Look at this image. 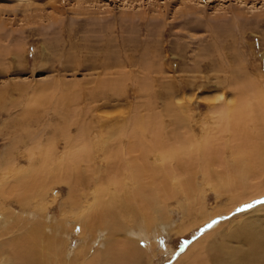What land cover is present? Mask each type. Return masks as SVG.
<instances>
[{"label":"rangeland","instance_id":"obj_1","mask_svg":"<svg viewBox=\"0 0 264 264\" xmlns=\"http://www.w3.org/2000/svg\"><path fill=\"white\" fill-rule=\"evenodd\" d=\"M263 105L264 0H0L1 186L37 171L44 151L53 155L51 167L73 147L89 146L94 178L84 170L88 180L79 190L92 193L99 176L106 177L107 157L126 145L119 129L138 118L148 126L145 142L152 145L156 136L155 145L180 149L181 143L192 157L190 198L179 192L168 199L151 228L140 218L128 225L146 253L140 264H182L177 260L195 241L194 264H264V252L256 251L264 247V192L238 204L251 188L264 191V157L261 171L255 169L261 177L247 188L215 190L217 176L249 165L234 146H264ZM241 108L245 124L235 134L228 116ZM205 144L213 150L210 159ZM158 156L150 154L148 163L160 165ZM68 189L52 185L44 201L32 196L27 205L32 214L42 213L34 216L46 235L63 229V253L71 260L85 243L95 252L108 235L97 232L91 239L78 221L90 198H80V210L65 208L63 216ZM27 193L33 195V187ZM13 197L7 203L0 198V233L9 228L0 237V264H10L3 259L11 255L7 239L27 217ZM209 243L234 249L216 259Z\"/></svg>","mask_w":264,"mask_h":264},{"label":"bare ground","instance_id":"obj_2","mask_svg":"<svg viewBox=\"0 0 264 264\" xmlns=\"http://www.w3.org/2000/svg\"><path fill=\"white\" fill-rule=\"evenodd\" d=\"M244 112L245 111L241 108L239 111L231 112L232 118L228 116V119L233 120V123L230 124V126L232 127L231 130L235 134H238L241 130V127H243L242 125L246 118ZM228 115H230V113ZM145 122L142 121L141 118L134 119V121H131V126L128 130L119 129V131L121 132L120 135L122 137H126V145H124V147H122L115 154H111L109 157L106 156L107 162L105 171L103 172L106 177H103L102 175L99 176V178L102 179L98 180V185L92 193L79 190V186L86 184L88 180L87 177H89L91 180L94 178L92 175V169L90 167V164L93 160L91 157V153L93 151L92 148H89V146H85L84 148L82 146L81 149H78L80 151L74 149L75 147H73L71 151L68 150L69 152L67 153L65 158L61 159V161L49 164L51 167H48V161L50 162L52 160L51 162H53V155L51 156L49 152L44 151L42 153V164L37 171L33 169L34 172H31L28 176L26 175V177L24 176V179L22 181L18 180V182L14 180L15 182L12 183H8V181H6V183H3L2 186L0 184V198L4 200L3 203H7V201H9L14 196L13 198L15 199H12L14 200V203L18 205L21 212L27 214L26 218H20L19 225L17 224V227L14 229V238H12L11 240L7 239V241H9L8 246L10 247L9 253L11 255H3V259L6 256V260L8 259V261H10V264L12 261L14 263L15 260V264L142 263L143 260L146 259V253L144 252V249H140V247H137L138 240L137 238H134L136 236H134L128 229L129 223L136 222L140 218L139 222L142 223L144 228L153 227L154 225H156V223L161 221L160 219L163 216L161 207L168 199L177 196L179 192H183V194L188 195L189 199L191 193L194 190L192 179L193 172L192 174H190V164L192 162V157H189V153L187 152V150L182 148L181 143L180 149L175 148L174 145L172 147L155 145L156 143L154 142L157 139L156 136L154 137L155 140L153 139L154 142L152 145H150L149 142H145L143 131H145L148 127ZM86 135V131L85 133L81 132V137L79 139H85L83 136L86 137ZM117 140L119 145H123L124 139L119 138ZM157 142L159 143V141ZM208 142L210 143L211 141L208 140ZM208 145L205 144L203 146V149L204 152H206V158L210 159L209 155L213 153V150L209 149L211 146L209 147ZM234 150L237 152L236 154L239 157L244 154L248 155L249 165L241 169L232 168L231 174L217 176L218 178H216V181L220 182V184L216 185V189H214L218 192H222L224 188H247L250 185L248 184L250 181L261 177V174L255 172V169L258 170V165L260 162L259 158L264 157V146L252 149H247L246 147H244V145L242 147L234 146ZM137 153H139L138 156H136ZM150 154L159 155L157 159L161 158L159 160L160 165H151L148 163V157ZM182 155L188 158L184 159ZM172 161L179 171L182 170V173L184 171L187 172L183 173L185 177H182L179 173L176 172V170H174V168L171 166ZM81 163L84 164V169H82ZM208 163L210 162L208 161ZM88 169H91L90 176H87L84 172V170L87 171ZM117 170L119 171V176H116V172H118ZM258 171L261 170L259 169ZM110 174L111 176L108 177L107 175ZM120 176H122V178ZM211 176L212 175H210V177ZM212 177H214V175ZM41 179H43V181ZM125 180H128L132 184L131 189L126 188L127 186L125 184ZM61 184H65L69 188L66 203L63 202V216L65 214V208L68 211H70L73 207H78L79 209L81 208L82 204V201L80 202V198H85L86 200L90 198L91 202L86 207V210L82 212L80 217H78V221L81 223L83 228H86V232L87 230H89L91 234H93L91 235L93 236V238L91 239H94V234H96L97 232L104 231L107 232L108 235V238L106 237V240L103 241V244H101V246L95 252L90 254V245L85 243L79 249L77 254H75V257L71 260H67L65 254L63 253V247L66 245L65 240L61 238V235L64 234L63 229L57 235H46L44 232L45 226L43 224V221L40 220L41 218L36 220L34 216H41L42 213L40 214V212L34 211L32 214V212H29V206L27 205V199L34 196L32 197L33 200V198L38 196L41 198V200H43L50 186ZM109 185L115 186V190L113 192H110L111 190H109ZM32 187L33 195H31L32 193H27L28 189L31 190ZM261 188L260 186H256L253 189L251 188L249 190V192L251 193L248 196L239 199L240 202L238 204H241L242 202H244V200L250 199V197L262 194V192L264 191H261ZM46 211L47 210H45L44 212ZM12 218H14V216ZM64 218L62 219L64 220ZM62 225L63 223L60 226ZM8 229L9 228H7L6 232L9 231ZM142 231L139 234L142 233V235H144L145 233ZM6 232L4 233L2 231L0 233V237L6 235ZM122 232H124V234L122 235L123 237L119 238L118 236ZM236 234L238 233L236 232ZM253 235L256 238L257 235ZM243 238L246 239L248 243L254 242L252 241L253 239H251L249 236H243ZM223 241H225V239ZM211 243H209L206 247L215 252L216 255L214 257L216 259H224L228 251L231 250L233 252L234 248H230L228 247V245H213ZM198 244H200V242L198 243L197 241H195L191 245V247H189L187 251L182 255V257H179V260L177 261H183L182 264H194L198 257H193L192 252L194 249L196 250V248H198ZM2 246H4V244ZM263 248L264 247H261V245L259 244L256 247V251H261V253L263 254ZM9 258H13L11 259L12 261Z\"/></svg>","mask_w":264,"mask_h":264}]
</instances>
